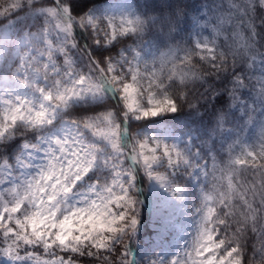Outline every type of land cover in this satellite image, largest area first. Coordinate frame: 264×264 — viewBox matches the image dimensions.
Wrapping results in <instances>:
<instances>
[{
    "label": "snow or ice",
    "instance_id": "obj_1",
    "mask_svg": "<svg viewBox=\"0 0 264 264\" xmlns=\"http://www.w3.org/2000/svg\"><path fill=\"white\" fill-rule=\"evenodd\" d=\"M20 2L0 0V14L16 8ZM226 2L228 8L220 13L214 29L222 38L220 43L206 38L191 49L173 48L162 52L158 63L150 66L138 64L135 58L121 57L106 62V58L100 57L93 61V70L87 74L76 72L68 56V46H76L71 38L70 6L64 5L63 12L50 8L54 27L62 29L66 38L60 43L49 40L47 35L42 40L33 38L31 49L20 52L16 78H23L22 82L28 85L33 76L43 75L48 79L54 74V84L47 90L40 88L43 101L38 105L14 91L8 93L7 99L0 95V137L17 121L29 127L42 126L52 122L55 108L66 107L74 98L111 90L119 93L125 115L134 113L140 118L177 111L180 102L189 99L186 82L209 72L231 70L257 51L254 17L258 8H264V0ZM77 19L82 27L91 26L95 44L113 41L128 32L143 31L147 24L141 16L121 18L118 23L107 18L106 26L91 16ZM159 23L168 31L174 27L172 17L162 18ZM14 43L0 37V55H9ZM57 52L64 55L67 65L62 72L56 65ZM174 79L173 89L184 87L185 90L158 96L155 90L163 89L165 82L171 83ZM235 79L237 88L246 83L241 76ZM254 86L264 97V79L257 80ZM9 87L7 80L0 83V90ZM81 124L108 141L114 152H122L120 125L111 111L83 120ZM46 143V160L33 168L36 161L27 155L19 162L22 179L9 175L8 183L12 186L8 194L0 193V233L3 234L0 255L17 261L28 257L34 264H85L83 258H91L92 264H129L127 241L137 224L138 203L120 181L121 173H116L111 184L90 189L82 203L69 204L73 187L96 161L97 146L78 134ZM25 147L30 153L42 145ZM162 158L167 165L189 163L185 153L175 145L150 144L147 140L138 142L131 156L133 161L142 162L150 177L164 184L167 182L164 172L152 170ZM205 172L210 178V187L204 196L203 225L185 264H264V143L240 152L223 165L213 160ZM170 190L180 188L171 185ZM250 232L259 238L256 247L260 250V259L246 254ZM38 247L42 252L37 253ZM0 264L8 262L0 261Z\"/></svg>",
    "mask_w": 264,
    "mask_h": 264
},
{
    "label": "trees",
    "instance_id": "obj_2",
    "mask_svg": "<svg viewBox=\"0 0 264 264\" xmlns=\"http://www.w3.org/2000/svg\"><path fill=\"white\" fill-rule=\"evenodd\" d=\"M95 3L94 0H21L16 8L6 10L0 14V30L4 26L10 29L9 40L16 41L18 37L26 32H33L42 27L52 30L53 42L60 43L66 38V34L57 31L54 27V19L50 16L49 9L56 8L63 12V6L71 8L73 16V35L76 46H68V56L77 69L86 72V66L93 70V61L100 57H111L116 55L119 48L127 46H142L147 44L154 52V64L158 63L162 52L170 49H191L195 44L190 36L191 23L194 17L203 20L208 27L210 40L216 39L221 42L220 37L214 31L219 15L228 8L226 0H131L138 16L144 17L147 24L143 31L134 32L124 38H118L109 47H94L87 29L80 27L77 17L84 16L85 12ZM165 17L174 19V27L171 31L166 30L159 20ZM3 25V26H2ZM254 28L256 31V53L234 65L231 70L195 77L186 82L189 99L182 100L178 110L166 114V121L174 127H180L191 137V150L197 153L199 163L204 167V185L208 191L210 178L206 175L205 168L215 160L218 164H225L233 156L246 149H256L264 143V97L255 87V75L258 62H264V8H258L254 17ZM2 55L0 62V75L13 69L16 60L11 55ZM82 54V60L79 57ZM57 63L62 64L64 55L57 52L55 55ZM264 67V66H263ZM81 71H79L81 73ZM236 76L246 80L245 85L236 87ZM175 79L169 83L165 82V92L184 91V87L174 88ZM235 93V95H234ZM111 111L115 121L126 125L127 136L123 137L122 145L127 151L130 140L135 129L143 126L146 121H131L121 108L115 98L102 96L101 98H83L71 103L65 111L60 113L62 119L72 120L80 123L86 119H92L101 114ZM39 132L35 128H29L21 123H16L3 137H0V166L3 164H14L15 158L25 141H33ZM130 149V148H129ZM128 149V150H129ZM124 166L134 174V197L138 203L136 213L137 224L133 233L127 241V256L129 264H132L131 252L137 253V247L141 237L148 234V193L144 171L138 164H129L125 155ZM207 162V164L205 163ZM108 175L107 171L95 169L85 177V182L98 181L103 183V178ZM83 187L81 184L75 186V190ZM6 196L7 194L3 191ZM3 234L0 233V240ZM258 236L249 233L246 243V254L257 259L261 253L256 247ZM119 245H117L118 247ZM37 253L42 248L36 249ZM85 264H92L91 258H83ZM13 264H33L31 258L25 257L21 260H12Z\"/></svg>",
    "mask_w": 264,
    "mask_h": 264
},
{
    "label": "rangeland",
    "instance_id": "obj_3",
    "mask_svg": "<svg viewBox=\"0 0 264 264\" xmlns=\"http://www.w3.org/2000/svg\"><path fill=\"white\" fill-rule=\"evenodd\" d=\"M39 1V0H34ZM95 3L85 12L84 16H91L101 22V26H106L107 18L114 19L117 23L121 18H135L138 16L134 9L131 0H94ZM51 16V15H50ZM53 18V17H52ZM54 19V18H53ZM3 26V25H2ZM82 27L81 25H79ZM87 29L90 39L93 40V30L90 25L83 26ZM82 27V28H83ZM42 27L33 32H26L18 37L12 45V58L16 60V66L13 69H6L0 75V83L7 80L10 83L9 88L0 90V95L5 99L9 98V92H15L21 96H26L37 105L43 101L40 88L45 90L51 88L54 84L55 75L52 74L48 79L43 75L33 76L29 80V84L25 85L22 79H17V69L20 64L21 50H30L32 47V39L37 38L42 40L44 35H47L49 40L53 41L52 30L47 27ZM57 31L62 32V29L55 28ZM134 32L119 35L115 40L102 44L93 43L94 47L101 46L103 48L112 45L118 38H124ZM10 29L4 26L0 30V37L9 40ZM190 36L196 44L202 42L206 38L210 40L208 27L205 22L198 17H194L191 23ZM10 41V40H9ZM211 41V40H210ZM18 45V47H17ZM154 52L151 48L144 44L142 46H127L119 48L116 55L106 58L108 60H118L121 57L135 61L140 65H153ZM79 57L82 60V54L79 52ZM56 60V59H55ZM2 55H0V62ZM71 64L72 61H71ZM57 67L61 72L67 68V65L57 63ZM264 62H258L257 72L254 76L256 80L264 79ZM76 72L81 71L72 65ZM86 66V72L81 71L82 74L90 72ZM80 73V72H79ZM158 96H162L165 92L164 89H156ZM112 96L121 105L125 112L124 105L119 93L116 90L107 91L103 94H87L81 98H74L66 107L55 108L54 118L51 123L44 124L37 127H29L22 121H17L29 128H35L38 135L33 141H25L21 145V149L15 158L14 164H3L0 166V193L1 191L8 194V189L12 186L8 183L9 175L13 177H20L19 171L21 165L20 161L27 155H31L36 164L32 165L33 168H38L44 160H46V153L44 147H47V141L52 140L54 143L55 138H64L66 135L78 134L87 143L95 144L96 148V161L89 171L81 177L77 184L83 187L75 190V185L72 192L68 196L69 204H80L85 194L89 193L92 188H99L103 185L111 184L112 180L116 178V173L120 172V181L129 188V195L135 200L134 197V174L128 168H125L124 156L129 159L130 163H137L144 171L145 181L147 183V193L149 198L148 203V218L147 229L148 234L141 237L140 243L137 247V253L134 256L133 264H185L188 252L194 247L196 238L203 225L204 217V196L207 190L203 187L204 181V167L199 163L197 153L191 150L190 136L187 132L182 131L180 127H174L166 120V114L172 113L171 111H164L156 116L140 117L138 114L128 113L126 116L131 121H146V123L135 129L131 136L129 150H125L122 145L123 137L126 133L124 125H120V146L121 153L114 152L108 141L102 137L96 136L90 129L84 128L82 124L68 119H62L60 113L65 111L66 108L73 102H77L83 98H101L102 96ZM142 103L146 104V100ZM125 115V114H124ZM115 119V117H113ZM116 120V119H115ZM117 122V121H116ZM15 126V125H14ZM13 126V127H14ZM7 133V132H6ZM147 140L150 144L161 142L163 144L175 145L178 149L183 151L188 157L189 163H177L175 165H167L162 158L161 161L153 165V171H163L167 177V182L162 184L154 177L148 175V170L142 162L133 161L131 159L132 150L138 142ZM42 145L33 149L30 153L26 151L25 146ZM196 165L191 167L190 165ZM115 165V166H114ZM8 169V170H5ZM95 169L107 171L108 175L102 177L103 183L94 181L92 183L85 182V177ZM34 174V172H33ZM171 185L179 186V191L170 190ZM136 201V200H135ZM0 261H7L8 264H13L12 260L5 256L0 255ZM34 264V262H33Z\"/></svg>",
    "mask_w": 264,
    "mask_h": 264
}]
</instances>
